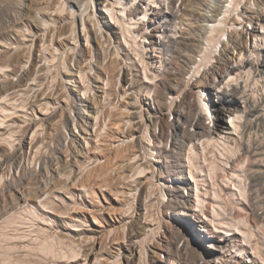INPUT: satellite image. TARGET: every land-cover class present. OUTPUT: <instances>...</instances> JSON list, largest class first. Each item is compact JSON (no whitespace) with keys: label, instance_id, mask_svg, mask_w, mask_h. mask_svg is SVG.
Returning a JSON list of instances; mask_svg holds the SVG:
<instances>
[{"label":"bare ground","instance_id":"obj_1","mask_svg":"<svg viewBox=\"0 0 264 264\" xmlns=\"http://www.w3.org/2000/svg\"><path fill=\"white\" fill-rule=\"evenodd\" d=\"M46 8L51 12L33 17L42 31L40 50L47 53L53 48V54L39 56L37 62L43 60V64L36 70L29 66L16 83L8 75L17 69L0 66V91L24 85L34 88L41 83L40 71L68 69L65 56L69 53L76 66L71 78L77 87L82 85L80 100L85 102L98 96L89 79L93 67L106 71L102 86L96 87L102 98L92 105V126L98 125L96 138L97 132H107L112 124L123 122L127 128L117 135L122 139L115 157L134 148L125 157L133 162L129 191L134 190L137 199L129 216L147 231L140 238L147 243L140 252L143 260L153 244L159 249L152 252L160 264H264V0H62ZM53 11L70 15L68 32L74 41L75 21L81 25L86 44L88 31L97 40L98 48L89 50L84 66L75 50L77 42L55 54L58 48L53 47L52 38L45 39V32L57 27L56 18H48ZM4 31L0 28V33ZM114 69L118 79L111 73ZM114 83H120L122 91L114 90ZM14 90L6 92L0 102L10 100ZM111 95L121 100L119 105L107 101ZM105 99L114 104L112 108H104ZM8 103L0 104V127L16 112L13 102L12 106ZM211 121L215 125L210 126ZM5 126L10 130L0 141L10 142L18 130L14 123ZM99 154L84 158L80 170L99 161ZM65 167L60 177L67 183L71 173L73 178L76 175L70 164ZM50 183L42 181L34 197L41 200L50 194ZM88 187L84 182L83 190ZM193 187L198 206L191 194ZM34 205L33 210H24L42 224L35 226L36 235L44 236L42 243L33 244L37 237L25 243V236L6 235L8 245L2 247L0 264H57L66 252L70 257L65 264L81 257V247L91 237L78 232L74 222L65 227L66 233H56L49 228L50 211ZM118 222L123 228L124 218ZM139 233L129 232L130 238ZM149 233L162 236V244L155 237L148 241ZM255 236L259 243L253 244ZM62 245H69L64 253L58 248ZM100 252L115 257L107 244ZM95 261L100 262L99 257Z\"/></svg>","mask_w":264,"mask_h":264},{"label":"rangeland","instance_id":"obj_2","mask_svg":"<svg viewBox=\"0 0 264 264\" xmlns=\"http://www.w3.org/2000/svg\"><path fill=\"white\" fill-rule=\"evenodd\" d=\"M61 1L0 0V28L5 29L3 33H0V66L17 69L15 74L8 70L9 80L16 83L20 74H23L29 66L36 70L43 64V60L37 62L39 56L53 54L52 47L47 53L40 50L42 31L38 30L36 25L39 23L34 20L33 16L36 14L40 17L43 12H51L46 7L57 6ZM73 9L76 12L80 10L77 7ZM54 13L55 11L48 18L49 20L56 18L57 27L54 32L52 30L45 32V39L52 38L53 47L58 48L55 54H59L61 49L73 45L72 41L74 40L68 32L72 27V18L68 13L61 15H54ZM86 24L87 30H90L88 20ZM75 30L77 36L74 41L77 42L75 50L78 52L80 65L84 66V58L88 56L89 50L92 53L96 47L98 48V42L96 39H91V33L88 31L89 43L86 44V36L77 21H75ZM60 33H62L60 37H57ZM30 39H33V43ZM65 60L69 65L68 69L60 70L57 67H52L50 70L40 71L37 79H40L41 83L30 90L24 85L15 88V90L9 89L5 93L0 91V101L6 92L15 91L9 95L11 98L8 100V104L10 106L13 104L12 107H15L16 112L5 118V124L14 123L15 130H18L13 135L12 141H0V252L3 250L2 247L8 245L6 235L25 236V243L37 237L33 244L42 243L44 236L36 235L35 230V226L42 224L36 220L32 213L24 210V208L33 210L35 202L50 211L49 221L51 224L49 228L51 230L58 234L66 233L65 227L74 222L77 224L74 226L78 232L85 237H91L90 241L82 245L81 257L69 264H160L152 252L159 251V249L153 244L150 245L152 251H148L146 260L140 256L141 249L147 244L145 241L141 242L140 238H143L147 231L137 227L135 221L129 216L137 199L134 198L135 191H129L133 184L134 170L130 168L133 162H128L125 157L129 151H134V148L127 149V152L123 151V157L119 155L115 157L116 151L121 150L122 136L117 137V135L122 129L126 131L127 128L122 127L123 122H120L118 126L112 124L109 125L111 129H108L107 132H103L104 130L101 129L97 132L99 137H95L98 125L92 126L95 121L92 118L94 114L92 105L102 98L100 97L101 89L97 90L96 87L102 86V78H105L106 71H98L96 67H93L89 79L91 82L93 81L92 92L95 91L98 96L84 102L80 100L79 88L82 85L77 87L78 84L74 82V78H71L76 74L75 62L74 60L70 61L69 53L66 54ZM108 60L109 55L105 60H102L103 65ZM109 62H112V58ZM57 63L58 61H55L54 64ZM111 73L115 75V79H118L116 69L111 70ZM96 75L97 80L94 78ZM1 78L0 76V80ZM112 86L114 90L122 91L120 83H114ZM125 99L127 101L129 98ZM55 100L59 102L57 103ZM112 100L115 105H119L121 101L114 100L111 95L107 101ZM8 101L0 102V104L4 105ZM11 102L13 103L11 104ZM113 103L109 105L105 99V102L103 101L104 108H112ZM18 107L23 110H17ZM69 107L72 108L71 112ZM121 110L123 111V109ZM108 121L107 118L106 122ZM5 124L0 127V137L10 130ZM210 125H212V121ZM38 126L36 134L32 135V131ZM75 129L76 132H74ZM84 137L87 138V142H84ZM39 144H41L40 151L35 153V147ZM98 146L99 148H97ZM94 153H100L99 161L80 170L79 164L84 162V158L93 156ZM66 164L71 165L76 175L73 178V173H71V180L67 183L60 177ZM123 165L125 168L122 167ZM50 180V194H45L41 200L35 198L34 195H36L40 183ZM84 182L89 184L85 191L83 190ZM47 196L48 198H46ZM140 200H144V192H141ZM253 203L255 206L258 204L256 197L253 198ZM36 212L47 219L49 218L40 209H36ZM244 214L248 216V222L253 227L249 214ZM122 217L125 220L123 228L118 222ZM140 218H144L143 214L140 215ZM2 220L7 222L1 223ZM110 230L114 231L110 233ZM162 230L165 228L163 227ZM137 231H140V236L131 239L129 232ZM190 235L194 236L192 232ZM153 237L159 240V245L162 244L163 237L154 236L153 233H149L147 240L149 241ZM255 242L259 243L257 236L252 237V243ZM203 243L207 242L203 241ZM106 244L115 257L100 252V248ZM58 248L64 253L69 245L58 246ZM65 255L62 258L64 260H60L57 264H65V259L70 257L67 256V252ZM96 257H99L100 262L95 261Z\"/></svg>","mask_w":264,"mask_h":264},{"label":"built area","instance_id":"obj_3","mask_svg":"<svg viewBox=\"0 0 264 264\" xmlns=\"http://www.w3.org/2000/svg\"><path fill=\"white\" fill-rule=\"evenodd\" d=\"M224 39H226V37H225ZM210 123H211V122H210ZM213 125H215V124L212 122V125H210V126H213ZM191 194L194 196V204H195V206H198V204H197L196 201H195V199H196V197H197V189H196L195 187L192 188V190H191ZM200 210H201V212L204 211V205H203V207L200 208Z\"/></svg>","mask_w":264,"mask_h":264}]
</instances>
